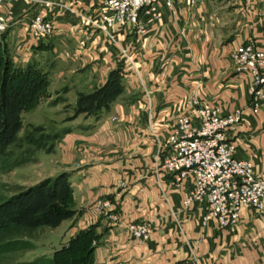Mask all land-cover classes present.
<instances>
[{"label": "crops", "instance_id": "crops-1", "mask_svg": "<svg viewBox=\"0 0 264 264\" xmlns=\"http://www.w3.org/2000/svg\"><path fill=\"white\" fill-rule=\"evenodd\" d=\"M31 1L16 0L20 8L9 18L18 21L27 12L25 19L38 13L53 19L54 38L64 53L70 47L74 54L71 63L80 71L75 81L106 82L122 58L107 35L87 21L98 15L101 0ZM173 1L172 7L161 3L158 19L141 15L144 32L115 29L136 58L127 67L125 92L97 118L84 115L57 144L60 156L69 146L73 150L59 173L69 174L76 214L62 223L67 239L56 249L93 226V264H179L194 256L197 264H264V213L243 210L234 229L215 220L204 224L199 203L183 206L191 183L177 186L174 175L158 169L155 135L165 143L179 115H195L187 107L195 97L224 114L243 109L246 119L232 126L228 137L237 143L239 158L253 156L255 172L264 178V106L252 113L251 76L237 73L231 56L244 42L264 49V0H201L194 6ZM50 39L39 45L53 47ZM101 197L113 200L120 222L95 213L92 205ZM133 221L151 223L143 243L125 225Z\"/></svg>", "mask_w": 264, "mask_h": 264}, {"label": "built area", "instance_id": "built-area-1", "mask_svg": "<svg viewBox=\"0 0 264 264\" xmlns=\"http://www.w3.org/2000/svg\"><path fill=\"white\" fill-rule=\"evenodd\" d=\"M199 1L188 0V4L194 6ZM164 2L171 7L174 5L173 0H101L98 15L89 16L87 21L95 30L105 33L119 47L120 55L135 65L130 50L119 41L115 29L130 26L144 32L141 15L158 19L160 5ZM5 22L0 16V29L6 28ZM55 28V22L42 13L34 15L29 23V33L38 41ZM231 56L237 73L251 76L250 109L258 114L264 106V49L253 42H244L234 48ZM187 107L192 108L195 115L189 112L179 115L165 143L155 133L159 144L158 169L174 175L177 186L188 182L192 185L183 206L188 208L199 203L204 224L215 220L221 228L230 229L237 226L245 209L264 213V178L256 174L253 156L239 158L237 143L228 137V130L246 119L244 110L237 108L224 114L218 107L200 104L196 97ZM164 150L166 154L161 158ZM94 211L120 222L111 198L99 199ZM125 225L138 243L150 237L149 222L133 221ZM196 260L194 256L179 264H197Z\"/></svg>", "mask_w": 264, "mask_h": 264}, {"label": "rangeland", "instance_id": "rangeland-1", "mask_svg": "<svg viewBox=\"0 0 264 264\" xmlns=\"http://www.w3.org/2000/svg\"><path fill=\"white\" fill-rule=\"evenodd\" d=\"M15 1H0V16H3L6 21V28L0 29V39H4L6 54L17 67L34 64L47 71L49 84L39 94L33 106L25 107L20 111L21 127L16 136L12 135L13 132L9 128L11 114L7 106L0 103V264H39V260L51 257L50 254L54 253L61 242L67 239L65 236L67 230L62 229L61 225L63 222L71 221L76 212L56 225L41 222L30 224L24 216L28 211L25 205L32 197L30 187L42 184L43 188L45 187L43 191L50 195L48 201L52 205L61 203L59 195H52L49 180L60 174L65 156L66 159L71 157L73 150L70 149V151L69 146L65 154L60 156L56 150L57 144L75 122H82L84 115L90 116L85 112H78L76 107L80 96L94 93L107 81L98 85H92V81L86 83L75 81L76 74L80 71H75L71 63L74 57L71 48L67 47L68 52L64 53V46L58 44L56 37L54 38L57 26L54 32L44 38L53 39V47L42 48L39 45L40 41L29 33L30 20L25 19L27 12L18 17V21L13 22L12 18H9L16 9L20 8ZM31 2V0H24L27 5ZM45 17L54 21L46 15ZM134 29L140 32L138 28ZM119 41L122 43L121 40ZM114 45L120 54L119 47ZM128 49H131L130 45ZM130 54L132 55L131 51ZM64 56L67 57L66 60ZM121 58L116 67L119 62L124 63L125 81L128 65H134L131 60L122 56ZM132 58L136 64V58L133 56ZM124 92L125 87L119 96ZM93 116L97 118L98 115ZM71 148H73L72 145ZM5 153L12 154L13 160L22 157L23 162L9 165L5 162L6 158L8 159ZM101 198L94 201L93 210L96 202ZM70 200L68 207L76 210L74 190ZM31 214L36 216L39 213ZM54 249L56 250L52 252Z\"/></svg>", "mask_w": 264, "mask_h": 264}, {"label": "trees", "instance_id": "trees-1", "mask_svg": "<svg viewBox=\"0 0 264 264\" xmlns=\"http://www.w3.org/2000/svg\"><path fill=\"white\" fill-rule=\"evenodd\" d=\"M4 39H0V103L7 106L11 121L9 128L16 136L21 127L20 111L25 107H31L37 101L41 92L49 84V74L47 71L29 64L26 67H17L6 54ZM1 65H3L1 67ZM124 63L119 62L118 66L111 70L107 83L94 93L81 95L78 101L77 110L79 113L85 112L89 115H99L103 110L110 108L113 101L124 91ZM5 162L9 165H16L23 162L22 157L13 160L9 153H5ZM52 195H59L61 203L52 205L48 200L50 195L43 191L42 184L30 187L31 198L26 203L27 212L24 214L27 222L48 223L52 225L71 215L76 210L68 207L73 196L69 174L62 172L49 180ZM49 184V185H50ZM70 196V198H69ZM31 209L33 211H31ZM39 213L32 216L31 213ZM97 238L95 228L87 227L79 231L70 241L57 249L51 257L44 258L39 264H93L91 255L94 250L93 240Z\"/></svg>", "mask_w": 264, "mask_h": 264}]
</instances>
